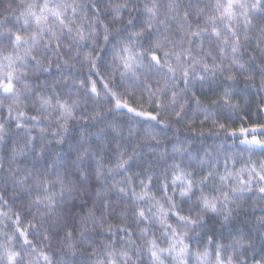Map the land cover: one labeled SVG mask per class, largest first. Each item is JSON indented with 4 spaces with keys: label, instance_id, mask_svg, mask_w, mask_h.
<instances>
[{
    "label": "snow or ice",
    "instance_id": "1",
    "mask_svg": "<svg viewBox=\"0 0 264 264\" xmlns=\"http://www.w3.org/2000/svg\"><path fill=\"white\" fill-rule=\"evenodd\" d=\"M257 17H264V0H188L187 5L183 0H0V173H6L0 180L12 185L9 199L22 201L16 211L0 193V264H54L46 247L38 248L30 237L50 243V230L63 231L61 243L74 247L75 232L86 239L89 227L124 234L119 250L115 241L104 245L103 253L94 249V264H190L193 257L197 264H264V251L247 255L254 242L244 233L223 244L217 242L223 236L216 228L231 227L246 197H256L253 205L264 204V159L206 150L197 167L209 170L200 174L189 167L197 154L185 143L174 142L163 152L151 147L160 145L157 128L187 121L195 130V117L203 115L200 123L211 121L210 134L215 129L217 137L225 134V141L239 139V145L224 143L221 149L246 146L250 153L257 148L264 152V123L249 124L235 99V71L248 72L245 81L251 86L258 73L264 91V64H257L254 55L264 60V20L257 24ZM110 24L120 27L112 31ZM253 42L255 48L248 52ZM78 64L88 71L77 70ZM102 68L107 69L103 75ZM53 72L59 75L51 83L41 81V75ZM196 83L221 90L205 103L193 90ZM80 93L97 103L102 98L111 108L90 114L81 109ZM30 106L37 115L28 114ZM117 112L129 120L108 121ZM218 117L241 123L230 127ZM89 118L107 123L94 136L83 133L70 145L74 160L62 162L57 152L38 167L45 145L52 143L43 125L55 124L51 137L62 145L70 123ZM37 130L44 141L39 152ZM19 132L24 133L22 143L15 135ZM141 133L131 153L121 150L122 139ZM141 145L157 161H145L147 167L129 174ZM31 155V166H21ZM121 173L125 175L116 180ZM142 175L147 179H139ZM154 186L156 192H151ZM113 193L127 201L120 225L109 222ZM88 200L92 203L85 207ZM37 217L39 223H34ZM257 228L264 240V216L257 218Z\"/></svg>",
    "mask_w": 264,
    "mask_h": 264
},
{
    "label": "trees",
    "instance_id": "2",
    "mask_svg": "<svg viewBox=\"0 0 264 264\" xmlns=\"http://www.w3.org/2000/svg\"><path fill=\"white\" fill-rule=\"evenodd\" d=\"M184 4L187 5L188 0H183ZM125 18L129 16V13H125ZM134 15V13H133ZM110 17L105 21L109 22ZM262 20H264V17H257L256 23L259 24ZM119 24H110V30L114 31L116 28H119ZM253 37L256 36V33L253 32L251 34ZM101 41H102V34H101ZM205 46H208V42H205ZM255 48V43L249 45L248 52H252ZM84 51H87L85 49ZM256 56V63L257 64H264V60H261L259 58V53H254ZM245 60H247V55L244 57ZM77 70L81 72H87L88 68L87 66L80 67V65H77ZM107 69L101 70V74L103 75ZM67 74V73H66ZM248 72H240L235 71V75L237 78V91L238 95L235 97L236 100L239 101V103L244 106L243 110L239 113L241 116H247L248 117V123L254 124V123H264V111H257L258 108L264 109V91H261V78L260 75L257 73L255 74L254 78V85L251 86L246 83L245 77L248 75ZM59 74L56 72H53L51 76H48L47 74L41 75L40 79L41 81L47 80L49 83H51V80L54 79ZM93 79H96V77H92ZM77 79H80V77H77ZM183 85H181L182 87ZM98 87H100L98 83ZM196 91L197 96H199L201 101H204L205 103L208 101L209 98H215L214 94L215 92L221 90V87L219 85L213 86L211 84L201 85L199 83H196L194 89ZM242 90V91H241ZM65 90V94H66ZM82 104L81 109H86L88 113L93 114L97 109L104 112L111 108V105L108 103H105L104 100L101 98L99 102L97 103L93 98L85 96L84 93H80ZM9 101H5L7 104ZM133 106H136L133 103ZM192 108H195V101L192 102ZM27 112L29 115H37L38 113L33 110V108L30 106L29 109H27ZM126 112V110H125ZM125 112H117L113 115L108 116V121H111L113 119L120 120L123 122H127L129 120V116L125 114ZM6 115V113H3ZM81 115L80 112H77V116ZM193 116L192 113L189 112L188 120H192ZM221 123H226L230 127H239L241 121L238 119L234 120H227L224 118H219ZM203 120V115H199L195 117V123L194 128L195 130H192L188 127L187 121L183 124H175L172 123L168 128H157L156 131L158 133L157 139L160 141V145L157 148L156 145L153 143L151 145L152 148L156 150V152H163L165 148H167L169 151L171 150L172 144L174 142L176 143H185L187 146H189L193 153L197 154V158L191 162L189 167L196 168L197 172L200 174H203L204 172H207L209 170L208 167H205L202 171L199 167H197L199 158L204 156V153L206 150L212 151V152H220L223 156L224 153H227L229 156H231L233 153H242L245 157L251 155L252 159H264V152L260 151L258 148L253 152L250 153L246 151V146H239V147H225L221 149V144L226 143L227 145L236 144L239 145V139L236 140H224L225 134L219 133L218 137L215 134V129H212V133H209V129L212 128L211 121H209L206 124H201L200 121ZM107 123V121L101 122L99 124H95L91 119L89 118L88 121L81 120L78 123L72 122L69 125V132L66 134L65 142L62 145H57L55 140L51 137V131L53 128H55V124L52 125H43L45 127L49 128V135L47 136V140H52L51 144L45 145V156L44 158L38 163V167H44L46 163H50L52 158L55 156L57 152L61 153V161H67V160H74L75 153L70 152V145L76 143L80 136L83 133L92 134L94 136L95 133L99 131L100 128L104 127V125ZM133 127L136 125L133 124ZM12 128L15 127V125H11ZM201 128H203V133L201 134ZM128 127L127 124H125L124 128V135L127 136ZM16 136L21 137V143L23 142L24 133L19 132L15 133ZM34 136L37 137L35 142V151L39 152L41 149V143L44 141H41L39 139V132L34 131ZM143 134L141 133L139 136H136L135 139L126 140L122 139L121 144L122 148L121 150H127L129 153L132 152V148L134 145H136L141 140V136ZM264 139V137H260ZM93 143L95 144V140L93 139ZM115 143V141H113ZM139 159L136 163L132 165V167L129 169L130 173H135L138 171H141L142 167H147V163L145 161H152L156 162L157 157L149 152V147L146 145H141L140 151H139ZM114 159V157H113ZM35 160V156L31 155L28 157L27 160H21L20 164L21 166H24L25 164H28L31 166V162ZM109 161L105 160V164H108ZM171 163V161H169ZM237 166H239V161ZM153 167H155V163H153ZM162 170V169H161ZM221 172L223 171V166L221 165L220 168ZM6 175V173H0V176ZM125 173H121L119 176L115 177L116 180H120ZM139 179H147L146 176H141ZM139 179H136L134 182L138 185ZM111 180H109V184H111ZM96 187H99L98 182H94ZM125 186V185H122ZM139 190V189H138ZM207 190V189H206ZM151 192H156V187H152L150 189ZM0 193H2L5 197V199H8V203L12 206V208L16 211L20 210V205L22 203L21 200H12L9 199V197L12 195V185L9 182L7 185L4 184L3 180H0ZM159 195V193H157ZM84 199H87L86 197ZM108 199L112 202L113 205V215L109 217V222L113 225H120L123 223L119 219V213L123 210L125 204L127 203L126 200L123 198L118 197L117 194L113 193L110 194ZM256 199L254 196H249L245 198V201L241 202L240 212L235 217L231 227L225 226V228L220 229L219 225H216V228L220 234H222L223 239H218V243L228 244L231 239L237 234V232H242L245 234V239H251L254 242V248L247 250V255L251 257L253 253L259 254L262 251H264V248H262V244H264V240L261 238V230H258L257 228V218L260 216H264V212L260 211L261 208H264V204H256L253 205V200ZM92 203L91 200H88V203L85 207L90 206ZM146 206V205H143ZM185 208H187V204L183 205ZM4 211H8V209H3ZM33 212L35 209L32 210ZM99 215V213H97ZM31 219V215H27L25 217V223H27V220ZM214 219V218H212ZM212 219L209 220V223H212ZM34 223H39V218L34 221ZM174 223V221H173ZM142 227L144 225H141ZM45 227H47V224H45ZM107 228V224L105 225V229ZM6 231H11V228L5 229ZM41 233H43V228L40 230ZM49 235L51 237V242L47 243L42 240V238H37L35 236L30 237V239H34L36 241V246L38 248H44L46 247L49 256L53 260L54 264H94V261L96 260V256L93 255V250H97L99 253H103L104 251V245L110 244L113 241L116 242V248L119 250L123 245L120 243V237H122L124 234H113L108 232H101V229H91L89 227V233L88 237L86 239L81 240L79 237V230H77L74 234V247H69L65 243H61L59 237L63 236V231L59 232L57 234L56 232L49 231ZM133 239L137 240V243H141V241L137 237H133ZM206 246V238L204 241H202L199 245V250L203 251L204 247ZM192 249L193 251L197 250V245L193 241L192 242ZM102 258V256H101ZM259 258V255L256 257ZM166 264H171V261H167ZM190 264H197L195 258L193 257L190 261ZM249 264H251V260H249Z\"/></svg>",
    "mask_w": 264,
    "mask_h": 264
}]
</instances>
